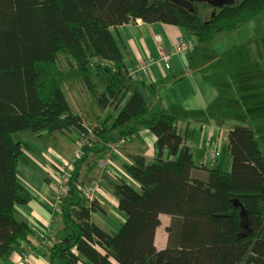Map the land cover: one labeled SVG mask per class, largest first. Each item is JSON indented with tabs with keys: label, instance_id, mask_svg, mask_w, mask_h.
Returning a JSON list of instances; mask_svg holds the SVG:
<instances>
[{
	"label": "trees",
	"instance_id": "trees-1",
	"mask_svg": "<svg viewBox=\"0 0 264 264\" xmlns=\"http://www.w3.org/2000/svg\"><path fill=\"white\" fill-rule=\"evenodd\" d=\"M193 8L187 0H0L1 258L23 243L29 252L38 251L29 244L34 233L28 222L17 215L26 198L17 177L22 145L15 133L74 129L87 136L84 156L93 137L105 145V156L109 142L124 138L120 149L146 128L157 137V157L130 154L123 164L140 186L121 178L110 181L126 216L120 230L106 232L93 221L101 207L76 186L83 156L74 166L61 213L55 214L52 226L62 229L46 234H54L45 248L49 263L264 264V153L259 138L251 127L237 125L227 133L229 171L197 164L177 130V118L153 111L144 99L111 32L141 19L184 28L199 43H210L264 13V0H225L208 19ZM60 56L67 58V72L59 66ZM65 77H77L91 100L112 113L90 128L86 116L72 112L61 87ZM161 214L172 218L164 249L155 245Z\"/></svg>",
	"mask_w": 264,
	"mask_h": 264
},
{
	"label": "crops",
	"instance_id": "crops-1",
	"mask_svg": "<svg viewBox=\"0 0 264 264\" xmlns=\"http://www.w3.org/2000/svg\"><path fill=\"white\" fill-rule=\"evenodd\" d=\"M261 14L230 32L235 38L233 42V37H220V43L229 44L220 48L216 44L217 50L204 61L201 59L204 48L196 46L201 43L184 28L161 22L147 23L141 19L111 28L128 69L136 67L137 63L147 58L156 60L147 73L141 72L134 79L153 111L177 118V130L185 138L197 164L229 171L232 158L227 139L221 143L220 155L214 160L207 158L205 143L217 140L220 134L228 133L237 125L253 129L264 153V23L260 19ZM247 25L251 26L247 28ZM251 29L254 32L249 34L257 33L256 38L252 41L244 40L245 32ZM183 37L194 40V45L188 52L172 56L169 66L158 59L159 50L168 53ZM192 49L194 51L190 53ZM77 97L81 106L79 111L83 116L89 113L96 116L94 119L102 121L103 115L106 117L109 113L110 109L101 110L89 96ZM117 114L118 112L114 117ZM26 133L20 132V136L14 138L22 145L17 177L26 198L24 204L17 206V215L28 222L34 233L33 237L29 236V244L38 251L25 258V253L30 252H25L27 245L23 243L7 259L0 257V264H50L45 248L51 244L54 234H50V238L46 234L51 229L56 232L62 229L56 223V226H52V205L57 196L60 168L71 160L87 139L81 132L75 136L74 129L63 134ZM45 135L55 140L60 135L61 149L54 151L41 144L39 140ZM157 143V137L146 128L133 134L113 155L121 168L120 178L139 187V182L123 164L129 162L130 154H142L149 160L155 159L158 155ZM105 152V145L94 139L84 158L78 163L76 173L82 185L88 186L94 179L99 181L95 200L101 210L94 212L92 219L100 228L113 233L120 230L126 216L119 210L118 199L110 187V181L116 178L98 167V160ZM166 156L168 157L165 152L164 157ZM160 219L155 245L158 249H164L168 245L167 228L172 218L168 214H161Z\"/></svg>",
	"mask_w": 264,
	"mask_h": 264
},
{
	"label": "built area",
	"instance_id": "built-area-1",
	"mask_svg": "<svg viewBox=\"0 0 264 264\" xmlns=\"http://www.w3.org/2000/svg\"><path fill=\"white\" fill-rule=\"evenodd\" d=\"M194 45V40L191 37H183L178 42L174 44L172 49L167 53L163 50H159V57L160 61H163L167 66H169L170 59L174 55H178L183 52H188ZM154 58H147L139 63H137L136 67L130 68L129 73L134 78L141 72H148V68L155 63ZM126 140L121 138L118 142H109L108 143V151L106 155L98 161V167L104 171L108 172L115 178H120V166L118 162L114 160L113 155L119 147L124 144ZM86 141L83 142V145H86ZM220 145L221 142L218 140H209L205 143V151L206 155L211 159H216L220 155ZM82 146L74 153L71 160L64 164L60 168V178L57 184V196L52 205V213H53V221L55 220V214L61 213V204L65 197L68 196L71 185L74 182V166L75 164L84 156V152L82 150ZM77 189L82 191L85 194L86 198L89 201H93L96 199L97 190L99 188V181L94 179L92 180L88 186L82 185L78 183ZM36 241V239L34 240ZM28 250H25L27 252ZM25 253V258L31 255Z\"/></svg>",
	"mask_w": 264,
	"mask_h": 264
},
{
	"label": "rangeland",
	"instance_id": "rangeland-1",
	"mask_svg": "<svg viewBox=\"0 0 264 264\" xmlns=\"http://www.w3.org/2000/svg\"><path fill=\"white\" fill-rule=\"evenodd\" d=\"M187 1L191 4H193V6H194L193 10L196 11L197 13H198V11L195 8H199V10L205 9L206 12H204V11L199 12L200 15L204 19H208L212 12L219 10L220 6L225 3V0H187ZM260 19L264 23V13H262L260 15ZM254 22L256 23L255 19H254ZM249 26H251V25H247V28H249ZM249 32H254V30L251 29L249 31H246L243 39L247 40V41H252L253 39L256 38L257 33H255V34L253 33L250 35ZM230 34L231 33L220 34L216 37L217 40H214L211 43H207L206 45H205V43L197 44L196 46L199 45L198 48H204V51L202 52V57H201L202 61L210 58L211 55L217 50V48L224 47L225 44H229V42L220 43V40H221L220 37L225 36L226 38H232L233 35H230ZM233 39H235V38L234 37L232 38V42H233ZM216 44H218L217 48L215 47ZM193 51H194V49H192L190 51V53ZM224 60H225V58H224ZM59 66H60V68H62L66 72L69 70L68 69L69 65H68L66 57L60 56ZM205 71H208V69H206ZM104 74L101 71L100 77L98 79H96L99 86H101L103 81H104V78H103ZM70 77H72V76H70ZM70 77H67V78L65 77L63 79V81L61 83V87H62L64 93L66 94V97L68 99V102L70 104L72 112L75 114H81L82 115V112L79 111V108H81V106H80V102L78 101L77 96H88V95L86 94L84 88L82 87L79 79L77 77L75 79L70 78ZM218 81L221 82L220 79ZM227 89H230V88L227 87ZM110 113H112L111 109L109 110V114ZM95 117L96 116L90 115L89 113L86 114V118L88 119V123H89L90 128L95 127V124L100 123L98 118L94 119ZM103 117H105V115H103ZM75 131H76L75 136H78L79 131H77V130H75ZM21 132H27L26 134H32L33 133L31 131H21ZM29 132H31V133H29ZM19 133L20 132L15 133L14 138H18L20 136ZM72 135H74V133ZM61 138L62 137H60V135H59V139L55 140V139H50L48 137V135H45V137L43 139H40L39 142L43 145H47L48 147H50V149L57 151L58 149H61V147H62V143H61L62 139ZM94 139L95 138L93 137V141H94ZM226 139H227V132H225L224 134H220V137L217 140L222 143ZM76 143H77V139H76Z\"/></svg>",
	"mask_w": 264,
	"mask_h": 264
},
{
	"label": "flooded vegetation",
	"instance_id": "flooded-vegetation-1",
	"mask_svg": "<svg viewBox=\"0 0 264 264\" xmlns=\"http://www.w3.org/2000/svg\"><path fill=\"white\" fill-rule=\"evenodd\" d=\"M197 10H198V13H199V12H200V11H199V8H197ZM199 14H200V13H199Z\"/></svg>",
	"mask_w": 264,
	"mask_h": 264
}]
</instances>
